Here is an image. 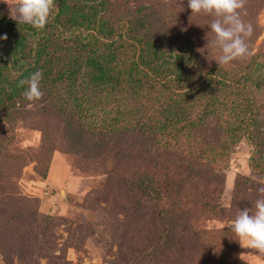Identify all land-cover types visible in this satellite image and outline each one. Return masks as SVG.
Segmentation results:
<instances>
[{"label": "trees", "instance_id": "16d2710c", "mask_svg": "<svg viewBox=\"0 0 264 264\" xmlns=\"http://www.w3.org/2000/svg\"><path fill=\"white\" fill-rule=\"evenodd\" d=\"M56 5L42 30L0 11V120L13 130L27 118L28 103L41 107L28 116L42 132L41 155L47 154L40 161V152L33 158L14 151L12 134L0 132V264H39L41 258L46 264L68 263L54 253L49 234L57 219L39 212L37 198L17 184L29 164L44 178L52 150L72 153L52 147L51 139L45 144L51 92L59 96L60 115L52 134L62 121L61 131L72 129L79 143L90 146L92 156L76 166L106 175V184L121 188L155 223L147 238L138 237L140 221L131 224L120 264H204L213 233L221 237L211 245L210 264H231L228 228L194 230L190 221L233 217L219 196L228 155L240 142L250 147V168L264 171L259 54L228 65L209 59L218 55L207 44L214 39L206 26L212 17L186 14L181 9L188 5L176 8L160 0H56ZM253 6L260 9L264 0H253ZM242 19L252 25L245 15ZM255 35L253 30L247 40L250 52ZM38 70L43 97L33 103L22 95L27 85H17ZM98 113L102 117L94 122ZM245 181L252 180L236 176L232 204Z\"/></svg>", "mask_w": 264, "mask_h": 264}, {"label": "rangeland", "instance_id": "374dc122", "mask_svg": "<svg viewBox=\"0 0 264 264\" xmlns=\"http://www.w3.org/2000/svg\"><path fill=\"white\" fill-rule=\"evenodd\" d=\"M145 1L148 3L153 0ZM163 2L176 8L188 5V0H160V3ZM245 10V18L252 22L254 34H256L252 39L251 53H258L259 60L264 63L262 55L264 52V6L258 9L253 6V0H246ZM0 11L11 16L10 9L4 0H0ZM111 11L114 12L113 9ZM182 11H186V14H193L188 6ZM201 15L203 14H200L199 17ZM207 24L206 22V26L210 30ZM49 95L53 99L54 106L53 108L49 107L47 111L50 113L47 121L49 135L46 136L45 144L51 139L52 147L57 145L71 150L72 153L64 152L62 149L52 150L44 178L33 170L31 164L26 165L17 179L18 187L24 193L37 198L39 212L51 214L57 219L56 224L49 230V234L54 239V253L63 256L64 260L68 262L67 264H120V258L121 260L123 258L121 256L123 248L127 242L131 241V224L134 226L140 221L139 225L142 224V230L138 237L147 238L149 231L154 229L155 223L148 216H144L143 211L135 208L134 200L129 199L123 190L121 191V188L119 189L110 182L106 184V175L90 168L82 170L76 166L85 157L92 156L91 152H88L91 150L90 146L83 142L80 144L79 141L82 139L79 140L72 129L61 131L62 121H60V131L52 134L55 131L54 127L59 124V118L56 116L60 115L55 110L59 96H55L52 92ZM98 97L101 98V95ZM25 108L29 109L28 114H31L32 110L35 114L41 107L28 103ZM28 114L24 121H18L19 125L13 130L6 127L4 121L0 120V132L5 130L12 134V150L26 152L33 158L36 157V153L40 152L37 157L42 161L47 158V154L41 155L46 147V145L42 147L44 138L40 129L31 122L33 116H28ZM92 115L88 118L94 117ZM43 117L41 116L40 119L43 120ZM100 117H102L100 113L96 114L94 122H97ZM249 150L250 147L247 143L240 142L236 150L229 153L226 166L223 169L224 182L219 196L220 204L230 210L231 213L228 215L234 218L244 208H249L250 211L255 210L254 203L258 197L257 188L264 184V171L253 170L248 165ZM237 175L249 177L252 181H245L247 187L243 186L245 190L240 189V194L233 199L235 202L232 204V189ZM131 211L135 213L130 216ZM233 217H229L228 220L221 217V220H218L216 216H213L216 220L211 222L200 219L195 221V217H191L190 224L194 230L204 229L206 226L208 228L213 226L211 229L218 230L230 223L234 219ZM220 237V234L217 235V233L209 236L211 241L207 245L202 263L210 264L211 254H215L211 245L215 241L220 242ZM228 243L227 252L231 258V264H264V257L257 256L250 249L242 248L239 242L234 239L231 231ZM240 256L247 261L242 260ZM0 258H2L1 254ZM57 261L61 262L62 259ZM46 262V259L41 258L39 264H46ZM185 263L189 264L184 260L182 264Z\"/></svg>", "mask_w": 264, "mask_h": 264}, {"label": "clouds", "instance_id": "9594fccd", "mask_svg": "<svg viewBox=\"0 0 264 264\" xmlns=\"http://www.w3.org/2000/svg\"><path fill=\"white\" fill-rule=\"evenodd\" d=\"M4 3L10 9L11 18L17 23L28 24L38 30L44 29L49 17L58 11L56 0H4ZM245 3L246 0H188L191 13L212 17L207 25L214 33V39L207 44L217 51L218 55L209 59H215L218 65H228L232 61L244 60L252 55L247 43L252 35V25L242 19V15L246 14ZM41 79L42 72L38 70L29 78L19 81L18 87L27 85L22 93L25 100L34 103L43 97L40 90ZM261 185L257 188L255 210H240L224 227L233 233L234 239L242 248L264 257V184ZM240 258L247 261L242 256Z\"/></svg>", "mask_w": 264, "mask_h": 264}]
</instances>
